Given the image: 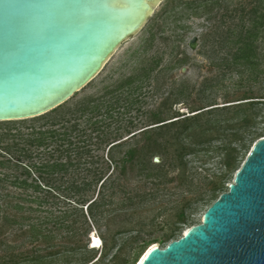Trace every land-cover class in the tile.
<instances>
[{"label":"trees","instance_id":"trees-1","mask_svg":"<svg viewBox=\"0 0 264 264\" xmlns=\"http://www.w3.org/2000/svg\"><path fill=\"white\" fill-rule=\"evenodd\" d=\"M259 19H249L251 27L242 30L237 39L239 46L233 54V62H240L254 83L264 76V70L259 68L262 56L256 44L261 32L259 27L264 25L263 17ZM157 65L158 61L152 60L148 67L139 68L136 74L104 85L100 94L73 100L90 82L67 102L30 119L28 124L27 120L0 122V189L7 191L9 185L14 190H21L25 196L22 199L21 195L10 196L1 190L0 201L4 204L6 199L9 200L4 207L0 206V233L4 228L14 226L17 227L15 231L20 232L16 236L24 235L29 243L39 241L43 244L41 248L31 247L20 253L9 251L2 254L0 264H126L120 257L123 246L126 242H136L141 229L135 226L123 228V222L115 223V213L123 208L129 210L140 206L146 203L147 198L136 187H128L121 182V177L127 169H137V175L145 181L164 176L163 166L150 158L151 154L162 151L157 140L148 138L140 146L138 142H132L129 146L125 141L137 133L121 140V132H126L128 125H132L133 120H126L124 116L129 113L130 107L141 103L142 89L148 85ZM233 69H229L230 74L243 73L242 69ZM226 103L232 104L221 107L209 104L191 111L198 112L191 116H175V120L169 123L156 122V125H161L139 133L143 137L150 134L156 136L176 128L173 137L174 145L178 146L175 164L184 173L185 156L193 153L185 140L193 141L192 144L196 145H210L212 141L223 140V136L208 138L207 133H224L230 125L236 127L241 135L232 141H236L238 147L230 148V144L219 147L223 153L222 165L227 172H231L251 144L258 137H264V129L261 132L263 135L249 130L262 111L259 107L264 106V97H247ZM228 113L231 116L227 117ZM203 119L204 124H200ZM232 121L234 124L230 123ZM123 123L125 125L121 126ZM245 132L247 137L244 136ZM125 146L129 147L120 156ZM106 147V156L113 165L112 172H120L116 177L111 173L106 175L109 164L103 156L99 158L94 154ZM12 169L20 173L16 175ZM225 177V174H221L218 179L222 181ZM222 187L223 182H218L211 190L212 197ZM28 189L32 192L25 193ZM11 199L28 200L38 206L46 204L49 208L45 210L46 216L41 222H33L30 216L17 218L15 212L22 208L18 204L11 206ZM11 207L15 211L12 214L9 212ZM28 211L37 210L29 208ZM177 217L168 226V233L161 240L163 245L180 237L181 225L186 223L188 217L184 212ZM24 225L28 227L26 230H22ZM112 225L116 226L114 230ZM91 226L100 233L99 252L89 247L88 242H82L91 232ZM102 227H105L104 232L101 231ZM154 243L148 240L141 247L134 248L130 264H135L145 247ZM0 244L4 251L15 249V246L3 241Z\"/></svg>","mask_w":264,"mask_h":264},{"label":"rangeland","instance_id":"rangeland-1","mask_svg":"<svg viewBox=\"0 0 264 264\" xmlns=\"http://www.w3.org/2000/svg\"><path fill=\"white\" fill-rule=\"evenodd\" d=\"M261 16L264 21V0H162L151 12L142 28L121 44L102 71L73 99L79 100L84 96L98 95L104 85L114 83L123 76L136 74L139 68L148 67L152 60L158 61L148 85H144L142 89L141 103L130 107L129 113L124 116L126 120L129 118L133 120L132 125H128L126 132H121V140L128 138L129 134L137 133L125 141L129 143V146L132 142H138L140 146L148 138L157 140L162 151L151 154L150 158L154 163L163 166L164 176L153 181H145L137 175V169H127L121 177V182L128 187H136L139 193L146 194L147 198L146 203L140 206L129 210L123 208L115 213L117 216L115 223L123 222L121 225L123 228L135 226L141 229L136 242H126L123 246L120 257L126 264L131 263L134 248L141 247L148 240L156 243L146 246L138 259L150 248H164L169 242L179 239L186 230L198 225L207 208L227 191L228 185L233 182L236 172L252 145L264 138L258 137L251 144L244 157L238 159L236 167L234 169L232 167L231 172H227L222 165L223 153L219 147L222 144H230V148L238 147V143L232 141L241 135L237 133L236 127L232 128L230 125L224 133L222 131H219V134L215 131L207 133L208 138L223 136L224 141L215 140L210 145L192 144L193 141L187 139L185 142L193 153L185 156L186 166L182 173V168L176 167L175 164L177 163L178 146L174 145L173 137L176 128H171L164 134L156 136L150 134L143 137L139 133L161 125H156V122L169 123L175 120L173 119L175 116H181L180 118L191 116L198 113L191 111L209 104L221 107L232 104L226 103L229 101L247 97H264V76H261L259 82L254 83L250 79V73L243 70L240 62H233V54L239 46L238 36L242 30L251 27L250 18L259 21ZM259 28L261 32L256 44L262 56L259 68L264 70V25ZM193 37L197 38L194 50L188 47V42ZM230 68L242 69L243 73L230 74ZM121 104L122 102L119 103ZM260 108L262 111L259 117L255 120L253 127L249 128L254 133H261L264 129V106ZM229 116H231L230 113L227 114V117ZM29 120L27 119L26 124L30 123ZM204 122L203 119L199 123L204 124ZM124 125L123 123L121 126ZM244 136L247 137L246 132ZM129 146L121 150L120 156ZM106 150L107 147L94 154L99 158L103 156L109 164L106 175L111 173L113 177H116L120 172H112L113 165L108 161ZM155 158L158 162L154 161ZM11 171L16 175L20 173L14 169ZM221 174L226 176L222 181L218 179ZM218 182H223V187L216 190L215 197H212L211 190ZM6 190L2 192H7L10 196L21 195L22 199L25 197L21 194V190H14L9 185ZM31 192L32 190L28 189L25 193ZM8 200L6 199L5 203ZM4 204L0 201L1 207H4ZM16 204L22 210L16 213L11 207L9 212L11 214L15 212L17 218L30 216L33 222H41L46 216L45 210L49 208L46 204L38 206L37 203L28 202V200L11 199V206ZM29 208L37 211L30 212ZM182 212L188 218L186 223L181 225L180 237L163 245L161 240L168 233V226L177 220V215L179 216ZM1 216L0 213V224ZM14 228L17 227L4 228L0 233V242L15 246V249L4 251V247L0 244V255L9 251L20 253L31 247H43L39 241L29 243L24 235L16 236L20 232H16ZM22 228L26 230L28 227L24 225ZM115 228L116 226L112 225V229ZM91 229L89 235L82 241L83 243L88 242L89 247L91 234L94 233L97 238L100 234L93 226ZM104 230L105 227H102L101 231L104 232ZM100 249L101 245L96 251L99 252Z\"/></svg>","mask_w":264,"mask_h":264},{"label":"water","instance_id":"water-1","mask_svg":"<svg viewBox=\"0 0 264 264\" xmlns=\"http://www.w3.org/2000/svg\"><path fill=\"white\" fill-rule=\"evenodd\" d=\"M161 1L0 0V122L36 118L67 102ZM140 264H264V138L201 222L150 248Z\"/></svg>","mask_w":264,"mask_h":264},{"label":"bare ground","instance_id":"bare-ground-1","mask_svg":"<svg viewBox=\"0 0 264 264\" xmlns=\"http://www.w3.org/2000/svg\"><path fill=\"white\" fill-rule=\"evenodd\" d=\"M90 242L92 243L91 244V248H94V249H96L97 247H100V245H101V240L99 238H97L94 233L91 234ZM144 255L140 259H138L135 264H140V262L143 259Z\"/></svg>","mask_w":264,"mask_h":264}]
</instances>
